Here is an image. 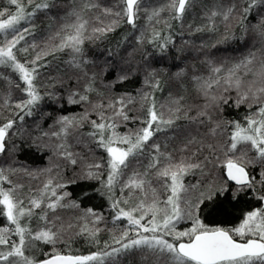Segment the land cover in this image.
<instances>
[{"label":"snow or ice","instance_id":"1","mask_svg":"<svg viewBox=\"0 0 264 264\" xmlns=\"http://www.w3.org/2000/svg\"><path fill=\"white\" fill-rule=\"evenodd\" d=\"M0 264H264V0H0Z\"/></svg>","mask_w":264,"mask_h":264},{"label":"trees","instance_id":"2","mask_svg":"<svg viewBox=\"0 0 264 264\" xmlns=\"http://www.w3.org/2000/svg\"><path fill=\"white\" fill-rule=\"evenodd\" d=\"M77 246L79 247L80 245L78 244Z\"/></svg>","mask_w":264,"mask_h":264}]
</instances>
